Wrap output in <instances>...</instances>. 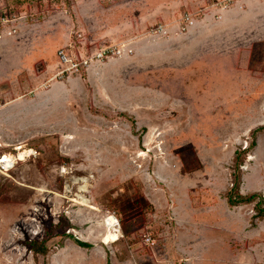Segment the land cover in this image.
<instances>
[{
  "label": "rangeland",
  "instance_id": "rangeland-1",
  "mask_svg": "<svg viewBox=\"0 0 264 264\" xmlns=\"http://www.w3.org/2000/svg\"><path fill=\"white\" fill-rule=\"evenodd\" d=\"M140 2L0 0V13L8 18L1 29L10 28L14 34L6 57L0 59V70L10 76L22 67L21 64L28 65L33 43H43L45 35L51 38L55 48L71 33L76 41V52L80 45L85 52L109 45L90 43L89 37L100 29L99 23L113 24V20L111 23L108 20L113 16L110 12L114 4H127L129 13L135 17ZM222 5L226 6V0ZM185 26L182 30L187 29ZM237 40L230 44L224 42L231 46ZM245 41L244 37L240 43ZM12 47L15 52L19 49L18 61L7 57L12 56ZM249 48L253 52L237 56H230L228 50L227 57L221 60L212 56L206 67L198 60L195 69H189L187 62L181 65H186L185 68L163 70L150 65L146 76L133 74L132 113L125 116V125L124 119L116 116L123 121H118L111 130L110 138L117 140L115 146L109 145L110 138L97 146L73 147L68 143L63 149L72 152V159L61 155L59 148H51L47 154L36 148L34 150L38 153L26 154L4 174L0 200L33 206L37 231L33 241L46 242L47 245L51 240L58 244L70 234L77 238L70 233L73 224L71 215L66 212L70 210L77 223L85 217L81 214V206L86 207V213H89L88 207L94 209L91 218L101 222L99 227L102 230L109 211H115L123 234L124 228L131 231L149 219L164 222L165 213H168L165 210L170 209L169 206L180 209L187 222L186 206H207L212 208L214 224L218 227L226 225L223 233L228 237L226 243L213 245L212 249L218 252L213 253L212 264H235L238 258L242 259L238 260L239 264H264V218H254L255 204L259 199L233 206L227 198L234 176L238 175L242 194L258 193L264 199V40ZM37 64L41 62L37 61ZM23 76L20 73V77ZM140 79L146 86L142 94L136 88L140 86ZM82 112L78 113L81 119L84 118ZM92 120L93 125L104 127L102 119L95 117ZM103 134L105 131L99 132L101 138ZM26 147L23 149H28ZM244 149L238 167L236 152ZM62 166L65 173H61ZM93 170L95 177H92ZM82 185H86L84 190ZM81 196L89 203L83 202ZM154 206H158V211L152 215ZM233 218L244 221H238V226H234L231 225L234 222L229 221ZM22 222L21 229L25 221ZM68 223L70 226L66 228ZM150 230L153 233L142 230L136 238L145 240L146 234L157 236V230L152 227ZM198 233L200 240L205 239L201 230ZM25 238L30 244V236L27 234ZM109 238L107 235L106 240ZM200 240L196 244L198 253L204 250V246H209ZM257 241L261 244L253 248ZM143 242L147 246L153 245ZM44 258L37 254V264H47Z\"/></svg>",
  "mask_w": 264,
  "mask_h": 264
},
{
  "label": "crops",
  "instance_id": "crops-1",
  "mask_svg": "<svg viewBox=\"0 0 264 264\" xmlns=\"http://www.w3.org/2000/svg\"><path fill=\"white\" fill-rule=\"evenodd\" d=\"M223 2L141 0L135 17L129 13L127 4H114L110 12L113 16L108 20L109 23L113 20V24L99 23L100 29L91 34L89 41L115 45L119 53L93 61L85 72L65 78L55 77L60 65L57 50L68 47L69 51L83 53V45L77 46L76 52V41L71 33L55 48L47 35L43 43H33L30 63L21 64L22 67L14 72L16 75L9 76L0 70V156L16 154L26 146L36 149L31 146L39 139L50 140L57 136L61 155L72 159V152L63 149L66 144L73 147L97 146L108 141L116 123L123 121L116 116L120 115L126 124L125 116L132 113L133 74L146 76L150 65L163 70L179 66L185 68L186 65H181L187 62L189 69H195L198 60L201 66L206 67L212 56L221 60L229 51L230 56L253 52L249 47L264 40V0H233L226 2V6L222 5ZM186 15L190 19L187 23ZM183 25H187L186 30H182ZM107 26L109 28L103 30ZM13 37L10 28L0 30V59L6 57ZM244 37L247 41L240 43ZM236 38L234 45L228 46L224 42L230 44ZM12 48V56L7 57L18 61L19 49L15 52V47ZM37 61L41 64L38 65ZM20 73L24 74L22 78ZM140 81L136 88L142 94L146 86L142 79ZM81 110L83 119L78 114ZM95 117L102 119L104 127L92 124ZM101 131H105L103 138L99 135ZM116 143L115 137L109 139V145L115 146ZM91 173L95 177L94 170ZM4 174L0 171V185ZM32 207L26 203L0 200V264H37L38 253L30 243L37 235L36 215ZM157 207L154 206L152 215L157 213ZM169 207L165 210L168 213H165L164 222L156 223L149 219L133 231L124 228V237L110 243L102 241L105 224H102V230L99 227L101 222L91 218L94 209L88 207L89 213H86V207L81 206V214L85 217H79L77 223L72 218L73 213L67 210L66 215H71L73 224L70 233L88 245L81 246L67 235L58 244L51 240L46 244L47 253L41 255L47 264H212L213 253L218 252L212 249L213 245L227 242L228 237L223 233L226 225L219 228L214 224L211 207L186 206L189 222L175 205ZM200 209L203 211H198ZM22 220L25 222L21 229ZM229 221L234 222L229 224L238 226V221L242 223L244 220L235 221L233 218ZM151 227L158 231L153 237L155 244L145 246L144 238L137 239L136 235H140L138 233L142 230L153 233ZM200 230L205 235L203 240L198 236ZM27 234L30 244L25 241ZM199 240L209 246H204V250L198 253L196 244ZM260 244L254 242L253 248ZM238 260L242 259L238 258L235 264H239Z\"/></svg>",
  "mask_w": 264,
  "mask_h": 264
},
{
  "label": "built area",
  "instance_id": "built-area-1",
  "mask_svg": "<svg viewBox=\"0 0 264 264\" xmlns=\"http://www.w3.org/2000/svg\"><path fill=\"white\" fill-rule=\"evenodd\" d=\"M233 0H226V2L231 3ZM8 20L7 17L0 16V29L4 22ZM189 16L186 15L185 21H189ZM186 27V26H185ZM96 49V48H95ZM120 50L116 48L115 45H105L101 48H97L96 50L86 51V52H78L74 53L69 51L68 47H63L58 50V58L60 62V67L55 77L57 78H65L72 74H80L85 72L90 64L96 60H102L103 58H107L114 53H118ZM31 151L32 153H28V155L38 153L36 150L28 148V149H19L16 154H3L0 156V171L3 173L9 172L16 162L22 160L19 159L20 152ZM25 157V156H24ZM24 159V158H23ZM65 167H61V173H65ZM113 219V221H112ZM109 220L111 223H109ZM105 226L106 231L102 237V241L104 243L114 242L124 237L123 228L121 226L120 219L115 211L108 213L105 217ZM107 233H112L114 237L106 240ZM145 241L151 244H155L153 237L150 235L145 236Z\"/></svg>",
  "mask_w": 264,
  "mask_h": 264
},
{
  "label": "trees",
  "instance_id": "trees-1",
  "mask_svg": "<svg viewBox=\"0 0 264 264\" xmlns=\"http://www.w3.org/2000/svg\"><path fill=\"white\" fill-rule=\"evenodd\" d=\"M2 15V13H0V16ZM49 141H51L52 143H49ZM53 145V147L50 146ZM254 144V142H252V145ZM31 147H35V148H39L40 149V153L44 154V153H48L49 149L51 148H55L58 149L59 147V142H58V138L57 136H53L52 138H50V140H48L47 138H42L39 139L34 145H32ZM244 149L243 151L240 152H236V156H235V160H236V165L239 167L241 165V160H242V156L245 153ZM58 152V150H56ZM234 182H233V186L232 189L230 190V192L228 193V202L233 205H242V204H247V203H251L253 202L256 198L259 199V201L255 204V215L254 218L255 219H263L264 218V199L262 197L261 194L258 193H252V194H242L240 192L239 186L241 184V179L238 175L234 176ZM67 221V220H66ZM254 223V222H253ZM70 224L68 223L66 225V228L69 227ZM69 237L73 238L79 245L81 246H87L88 244L86 242L81 241L78 238H75L72 234L69 235ZM32 245V249L36 252V253H40L42 255H45L48 251V248L46 246V242H38L37 240L32 241L31 242Z\"/></svg>",
  "mask_w": 264,
  "mask_h": 264
},
{
  "label": "bare ground",
  "instance_id": "bare-ground-1",
  "mask_svg": "<svg viewBox=\"0 0 264 264\" xmlns=\"http://www.w3.org/2000/svg\"><path fill=\"white\" fill-rule=\"evenodd\" d=\"M28 153H29V151L20 152L19 159H23L24 156H25L26 154H28ZM80 178H81V177H80ZM86 180H87V179H84V182H86ZM77 181H78V180H77ZM85 187H86V185H82V186H81V189L84 190ZM79 190H80V189H79ZM82 194H83V193H82ZM81 197H82V201H83V202H85V203H89V200H88L86 197H84V196H81ZM112 221H113V219H112ZM109 223H111L110 220H109ZM107 235H110L111 238L114 237V235H113L112 233H107Z\"/></svg>",
  "mask_w": 264,
  "mask_h": 264
}]
</instances>
